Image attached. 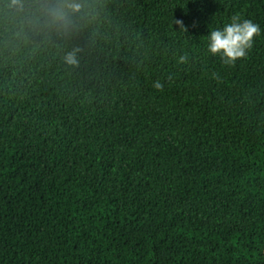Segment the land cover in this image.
<instances>
[{"label":"trees","instance_id":"1","mask_svg":"<svg viewBox=\"0 0 264 264\" xmlns=\"http://www.w3.org/2000/svg\"><path fill=\"white\" fill-rule=\"evenodd\" d=\"M50 2L0 0V264H264V0Z\"/></svg>","mask_w":264,"mask_h":264},{"label":"clouds","instance_id":"2","mask_svg":"<svg viewBox=\"0 0 264 264\" xmlns=\"http://www.w3.org/2000/svg\"><path fill=\"white\" fill-rule=\"evenodd\" d=\"M22 7V5H21ZM79 0H51L45 8L42 23L47 27L65 25L69 17L80 12ZM177 24H182L177 21ZM258 34V26L250 20H242L233 16L222 27L209 31L206 40V52L210 56L218 57L224 65H232L244 57L252 45V40ZM66 63H75V52H68L64 57ZM184 57H180L183 62ZM153 88L162 87L159 81L153 82Z\"/></svg>","mask_w":264,"mask_h":264}]
</instances>
